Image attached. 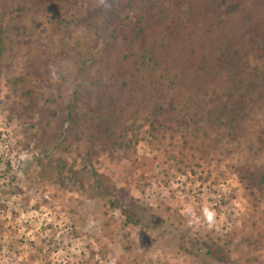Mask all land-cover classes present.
<instances>
[{"label": "rangeland", "instance_id": "374dc122", "mask_svg": "<svg viewBox=\"0 0 264 264\" xmlns=\"http://www.w3.org/2000/svg\"><path fill=\"white\" fill-rule=\"evenodd\" d=\"M0 41V264H264V0H0Z\"/></svg>", "mask_w": 264, "mask_h": 264}, {"label": "clouds", "instance_id": "9594fccd", "mask_svg": "<svg viewBox=\"0 0 264 264\" xmlns=\"http://www.w3.org/2000/svg\"><path fill=\"white\" fill-rule=\"evenodd\" d=\"M206 215H207V217H208L209 220L212 219V213L208 212L207 210H206Z\"/></svg>", "mask_w": 264, "mask_h": 264}, {"label": "trees", "instance_id": "16d2710c", "mask_svg": "<svg viewBox=\"0 0 264 264\" xmlns=\"http://www.w3.org/2000/svg\"><path fill=\"white\" fill-rule=\"evenodd\" d=\"M2 53V50H1V41H0V54Z\"/></svg>", "mask_w": 264, "mask_h": 264}]
</instances>
